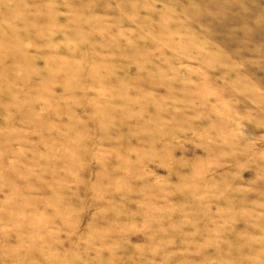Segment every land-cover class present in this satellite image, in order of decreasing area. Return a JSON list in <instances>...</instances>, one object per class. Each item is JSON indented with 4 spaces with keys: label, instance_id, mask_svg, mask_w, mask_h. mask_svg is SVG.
<instances>
[{
    "label": "rangeland",
    "instance_id": "rangeland-1",
    "mask_svg": "<svg viewBox=\"0 0 264 264\" xmlns=\"http://www.w3.org/2000/svg\"><path fill=\"white\" fill-rule=\"evenodd\" d=\"M0 264H264V0H0Z\"/></svg>",
    "mask_w": 264,
    "mask_h": 264
}]
</instances>
